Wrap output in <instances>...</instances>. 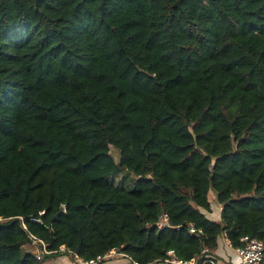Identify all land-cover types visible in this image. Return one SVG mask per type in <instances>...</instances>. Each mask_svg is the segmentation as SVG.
Masks as SVG:
<instances>
[{
	"label": "trees",
	"instance_id": "trees-1",
	"mask_svg": "<svg viewBox=\"0 0 264 264\" xmlns=\"http://www.w3.org/2000/svg\"><path fill=\"white\" fill-rule=\"evenodd\" d=\"M1 218L0 264L50 258L22 223L141 264L264 240V0H0Z\"/></svg>",
	"mask_w": 264,
	"mask_h": 264
},
{
	"label": "built area",
	"instance_id": "built-area-1",
	"mask_svg": "<svg viewBox=\"0 0 264 264\" xmlns=\"http://www.w3.org/2000/svg\"><path fill=\"white\" fill-rule=\"evenodd\" d=\"M64 210L66 211V206L63 204ZM45 211L40 212L43 214ZM22 218V217H21ZM1 218L0 220H3ZM155 225L158 229L165 228H180V225L176 226L172 223L170 216L167 212H162L156 221ZM23 228L27 231L28 237L30 239L28 251L34 253L38 260H43L45 256L50 255L53 259L56 256H67L70 264H108V261L115 257H124L130 260L131 264H141L140 261L131 258L124 252H121L117 248H113L108 252L98 255L94 258L87 259L71 249L67 248L65 245H61L59 249L51 250L48 244L42 238L36 236L35 234L28 231L25 223H22ZM190 233L191 234H203L202 229H197L193 223H190ZM241 245L235 248L236 253L239 256L238 264H264V240L245 235L240 239ZM207 259L204 261L208 264H216V259L212 253L207 254ZM47 259V260H48ZM147 264H200L195 258L190 260L182 259L177 256L173 249L167 252V256L164 259H158L155 261L148 262Z\"/></svg>",
	"mask_w": 264,
	"mask_h": 264
},
{
	"label": "crops",
	"instance_id": "crops-1",
	"mask_svg": "<svg viewBox=\"0 0 264 264\" xmlns=\"http://www.w3.org/2000/svg\"><path fill=\"white\" fill-rule=\"evenodd\" d=\"M221 209L222 206L218 203L217 205H215L212 212H207V215L212 219L218 220L221 218ZM219 248L220 255L223 257V260L217 261V264H238L239 256L236 253L235 248L232 247L230 241L225 236L221 238ZM65 263L70 264V261L67 260ZM108 264H131V262L129 259L124 257H115L109 260Z\"/></svg>",
	"mask_w": 264,
	"mask_h": 264
},
{
	"label": "rangeland",
	"instance_id": "rangeland-1",
	"mask_svg": "<svg viewBox=\"0 0 264 264\" xmlns=\"http://www.w3.org/2000/svg\"><path fill=\"white\" fill-rule=\"evenodd\" d=\"M113 155H114L115 159L118 161L119 160V149L113 148ZM116 177L118 180V185L123 186L127 189H132L135 185V180L138 178L136 175L129 174L127 172H119ZM214 196H215V194L212 195V198ZM213 201H214V205L218 204L216 198H213ZM214 252H215V255L217 257L214 255ZM214 252L212 254L215 257L216 264H217V261L223 260V257L220 255V248L219 247ZM67 260H69V259L65 255L64 256H56L53 259H48L45 264H66L65 262Z\"/></svg>",
	"mask_w": 264,
	"mask_h": 264
}]
</instances>
